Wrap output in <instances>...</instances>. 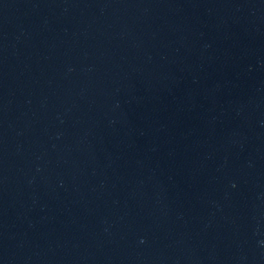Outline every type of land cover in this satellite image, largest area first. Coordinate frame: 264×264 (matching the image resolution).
<instances>
[{"label": "water", "instance_id": "95a60500", "mask_svg": "<svg viewBox=\"0 0 264 264\" xmlns=\"http://www.w3.org/2000/svg\"><path fill=\"white\" fill-rule=\"evenodd\" d=\"M0 264H264V0H0Z\"/></svg>", "mask_w": 264, "mask_h": 264}]
</instances>
